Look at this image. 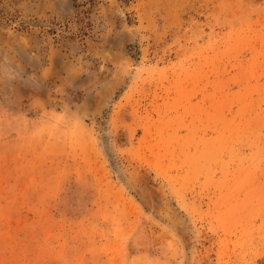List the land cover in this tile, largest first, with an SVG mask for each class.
<instances>
[{"label": "rangeland", "instance_id": "1", "mask_svg": "<svg viewBox=\"0 0 264 264\" xmlns=\"http://www.w3.org/2000/svg\"><path fill=\"white\" fill-rule=\"evenodd\" d=\"M184 258L264 264V0H0V264Z\"/></svg>", "mask_w": 264, "mask_h": 264}, {"label": "water", "instance_id": "2", "mask_svg": "<svg viewBox=\"0 0 264 264\" xmlns=\"http://www.w3.org/2000/svg\"><path fill=\"white\" fill-rule=\"evenodd\" d=\"M99 144H100V149L102 151V154L104 155L110 170L116 176V178L122 182L123 181L122 175L119 172V169H118V166L116 164L114 155L112 153L110 143H109V139H108L107 132H106L105 128H102V130H101ZM185 262H186V259L184 258L183 264H185Z\"/></svg>", "mask_w": 264, "mask_h": 264}]
</instances>
